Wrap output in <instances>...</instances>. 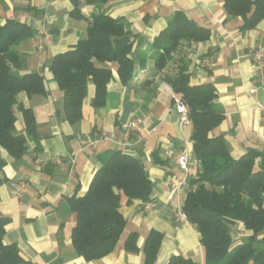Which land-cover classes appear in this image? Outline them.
I'll use <instances>...</instances> for the list:
<instances>
[{
	"label": "crops",
	"instance_id": "1",
	"mask_svg": "<svg viewBox=\"0 0 264 264\" xmlns=\"http://www.w3.org/2000/svg\"><path fill=\"white\" fill-rule=\"evenodd\" d=\"M178 12L210 30L211 36L205 42L183 41L168 72L175 70L176 63H185L192 84L215 86L216 102L225 117L213 135L225 139L234 158L251 149L264 152V113L256 109L257 102L264 103V87L250 94L253 87L259 86L252 55L257 46L264 47V20L244 32L243 18L230 17L224 0H110L96 6L86 0L0 1V26L13 19L27 23L34 31L16 48L21 60L19 73L44 74L48 89L45 96H18L20 103L35 112L39 143L29 140L28 152L21 158L0 149V216L10 218L4 240L16 244L25 259L36 264H146L144 244L149 233L156 230L164 238L153 264H168L175 255L205 264L197 227L176 217V209L186 200L188 183L173 191L170 181L185 173L175 159L166 156L169 150L187 148L195 158L192 125L181 124L174 100L179 95L161 75L142 84L152 77L154 63L144 65L136 58L150 51L155 38ZM99 13L123 21L134 35V78L124 85L114 64V79L105 105L93 106L96 89L90 83L83 118L71 124L65 119L64 96L49 66L56 54L87 37L91 18ZM206 59H212L210 67L204 65ZM17 117V131L25 134L23 116L19 112ZM136 118L143 119L140 132L128 128ZM102 133L114 138L98 141L93 147L91 144ZM114 150L140 160L154 188L148 201L134 200L129 204L122 196L121 212L127 224L119 242L109 255L87 261L77 254L72 243L77 217L70 198L86 193L101 167L100 156ZM231 231L234 239L249 236L241 222ZM132 233L137 234L136 251L125 248Z\"/></svg>",
	"mask_w": 264,
	"mask_h": 264
},
{
	"label": "trees",
	"instance_id": "2",
	"mask_svg": "<svg viewBox=\"0 0 264 264\" xmlns=\"http://www.w3.org/2000/svg\"><path fill=\"white\" fill-rule=\"evenodd\" d=\"M2 1V0H0ZM100 5L110 0H86ZM230 17H242V31L254 29L264 20V0H224ZM33 29L25 22L9 19L0 26V149L21 158L28 152L29 140L39 143L37 119L33 109L20 103L25 93L32 98L48 93L45 75L38 72L20 74V53L17 46L32 37ZM210 30L178 12L168 27L153 41L150 51L137 55L141 64L154 63L150 83L161 75L173 91L188 105L193 128L191 140L199 168L188 176V189L183 211L195 225L205 253V264H264V152L248 150L234 158L222 136L213 131L225 114L217 104V90L212 83H191L189 66L176 63L168 72L183 41L205 42ZM135 37L123 21L104 13L94 15L88 35L71 49L54 56L49 70L64 96L65 119L71 124L83 118V104L90 83L95 86L93 106L105 105L108 87L114 79L116 64L120 81L128 86L134 78ZM21 113L25 134L17 131V113ZM96 171L85 194L70 198L76 224L72 243L77 254L87 261L99 260L113 252L126 227L121 212L122 196L127 203L148 201L154 188L148 170L133 155L114 150L100 156ZM2 181L0 180V185ZM238 222L249 232L247 241L234 246L231 231ZM9 217L0 216V264H36L25 259L16 244L4 240ZM164 234L152 230L144 244L145 263L157 258ZM137 234L125 241L129 251L137 250ZM168 264H197L184 256H173Z\"/></svg>",
	"mask_w": 264,
	"mask_h": 264
},
{
	"label": "built area",
	"instance_id": "3",
	"mask_svg": "<svg viewBox=\"0 0 264 264\" xmlns=\"http://www.w3.org/2000/svg\"><path fill=\"white\" fill-rule=\"evenodd\" d=\"M253 61L256 65V77L259 81L258 87H253L250 90V94L254 95L257 93L259 87H264V47L262 45L257 46L252 55ZM212 64V59H206L204 61V65L210 67ZM175 107L177 113L180 115V122L184 127H189L191 124L190 116H189V108L188 105L182 100V98L177 95L174 96ZM256 109L260 112L264 113V103L257 102ZM143 119L136 118L132 121L128 128L133 130L134 132H140L142 130ZM114 137L109 133H102L98 136V138L91 144L95 147L98 141L104 139H113ZM168 158L175 159L178 167L185 173L182 178L173 177L170 181V188L175 191L179 190L185 184H187L188 176L192 171H196L199 168V162L192 158L190 155V151L187 148H184L181 151H173L169 150L166 153ZM16 195L19 196V192H16ZM149 206V205H148ZM176 217L180 222L188 223V219L186 214L183 211V206L178 207L176 209Z\"/></svg>",
	"mask_w": 264,
	"mask_h": 264
},
{
	"label": "rangeland",
	"instance_id": "4",
	"mask_svg": "<svg viewBox=\"0 0 264 264\" xmlns=\"http://www.w3.org/2000/svg\"><path fill=\"white\" fill-rule=\"evenodd\" d=\"M149 53V52H148ZM247 236H245V237H243V238H241V239H234V246H236V245H238V244H240L241 242H243V241H247Z\"/></svg>",
	"mask_w": 264,
	"mask_h": 264
}]
</instances>
